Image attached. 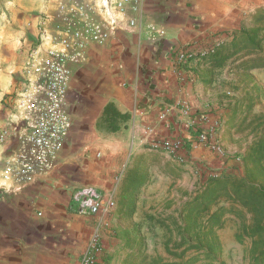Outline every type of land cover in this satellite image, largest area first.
<instances>
[{
	"label": "crops",
	"instance_id": "0c3cea01",
	"mask_svg": "<svg viewBox=\"0 0 264 264\" xmlns=\"http://www.w3.org/2000/svg\"><path fill=\"white\" fill-rule=\"evenodd\" d=\"M119 2L87 0L88 25L67 24L66 30L85 33V48L69 65L72 127L55 170L5 191L0 264H79L94 234L102 248L99 264H124L106 262L116 241L111 235L118 232L113 229L117 208L107 216L81 215L72 197L81 187H93L113 191L117 201V175L133 156L138 162L158 153L167 166L203 174L204 180L228 173L221 172L225 158L199 141V135L213 131L216 119L207 69L191 59L179 66L175 55L179 49L194 55L229 41L264 0H144L140 36L129 25L136 15L128 6L119 9ZM94 28L106 32L107 39L91 41ZM107 105L128 116L115 133L100 127ZM171 141L183 145L182 164L154 148Z\"/></svg>",
	"mask_w": 264,
	"mask_h": 264
},
{
	"label": "rangeland",
	"instance_id": "374dc122",
	"mask_svg": "<svg viewBox=\"0 0 264 264\" xmlns=\"http://www.w3.org/2000/svg\"><path fill=\"white\" fill-rule=\"evenodd\" d=\"M85 2L87 0H0V212L4 211L2 201L7 191L2 171L27 125L23 121L22 106L30 92L33 78L29 71L33 61L36 57L44 59L47 53L58 50L59 41L69 37L66 27L72 17L71 12ZM206 79L210 81L207 85L209 98L216 104L215 135L227 154L221 172L240 175L242 163L239 155L244 152L253 135L246 124L240 130L236 125L246 116L247 123L257 117L264 120V68L244 72L228 64L214 70ZM247 94L255 97V101L252 110L243 114L242 101ZM183 149L181 147L180 150ZM168 156L182 164L180 157L176 159ZM165 160L158 153L138 162L133 156L121 172L119 183L115 182L117 212L114 219H117V225L113 229L117 227L118 232L115 236L111 235L116 240L107 255L112 256L111 260L128 264L126 259H129V253L139 250L141 254L170 259L165 245H174L175 233L157 222L166 221L168 215L178 211L186 198L205 180L203 174L201 177L194 172L192 174L191 170L187 174L179 173V167L167 166ZM136 164L145 183L133 196L134 203L130 205L131 196L123 192L122 186L126 170ZM162 167L165 169L162 170ZM237 226V223L229 221L218 232L222 254L217 264H248L244 257L249 243L240 245L235 241ZM125 235L131 247L125 244Z\"/></svg>",
	"mask_w": 264,
	"mask_h": 264
},
{
	"label": "trees",
	"instance_id": "16d2710c",
	"mask_svg": "<svg viewBox=\"0 0 264 264\" xmlns=\"http://www.w3.org/2000/svg\"><path fill=\"white\" fill-rule=\"evenodd\" d=\"M229 38V41L218 43L204 54L198 52L192 55L191 60H195L196 67H207V76L228 64L244 72L264 68V9L249 14L240 28L230 33ZM254 101L252 95L245 96L242 101L243 114L252 110ZM127 118V115H121L107 105L100 127L108 133H115ZM247 120L248 116L236 125L240 130L246 124L253 135L239 155L242 173L209 176L186 198L178 211L168 215L166 221L157 222L175 233L174 245H165L169 260L141 254L139 250L129 253V259H126L128 264H217L222 254L218 232L229 221L238 224L235 241L240 245L249 243L244 257L248 264H264V120L259 117L248 123ZM126 174L122 190L131 196L132 205L133 196L144 185L145 179L137 164L129 168ZM123 237L125 244L131 247L128 237ZM111 259L112 256H107L106 262Z\"/></svg>",
	"mask_w": 264,
	"mask_h": 264
},
{
	"label": "built area",
	"instance_id": "2783aa9c",
	"mask_svg": "<svg viewBox=\"0 0 264 264\" xmlns=\"http://www.w3.org/2000/svg\"><path fill=\"white\" fill-rule=\"evenodd\" d=\"M144 0H120L119 9L128 6L136 18L129 21V25L137 35L141 33V19L143 15ZM87 6L79 5L71 12L68 23H78L83 27L88 25L84 19ZM72 28V27H71ZM68 38L59 41L57 51L47 53L44 59L36 57L29 75L33 78L28 99L22 106L23 121L27 123L16 149L12 153L8 163L2 171V179L7 191L19 189L30 182L36 175L47 174L55 170L62 149L68 140L72 127L70 103L68 102L72 71L70 64L79 59L80 53L85 48V35L83 31L69 29ZM91 41L106 40V32L93 29L88 35ZM217 45V44H216ZM215 45V46H216ZM213 48V47H212ZM212 48L203 50L204 54ZM76 50L72 54L71 50ZM187 49H179L175 55V62L179 66L187 65L191 56ZM200 120H206L205 114L200 115ZM215 123L212 132L199 135V141L205 144L212 153L224 157L227 154L216 138ZM178 141L163 142L155 149H160L167 155L179 159L181 145ZM122 175L116 178L119 183ZM73 201L78 206L81 215H109L116 207L113 191L103 193L93 187H81L73 194ZM102 258V248L99 236L94 234L89 241L85 252L82 254L79 264H99Z\"/></svg>",
	"mask_w": 264,
	"mask_h": 264
}]
</instances>
